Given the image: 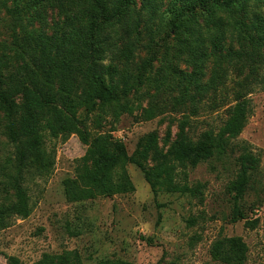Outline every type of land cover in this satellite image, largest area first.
I'll use <instances>...</instances> for the list:
<instances>
[{
  "label": "trees",
  "instance_id": "obj_1",
  "mask_svg": "<svg viewBox=\"0 0 264 264\" xmlns=\"http://www.w3.org/2000/svg\"><path fill=\"white\" fill-rule=\"evenodd\" d=\"M6 14L12 35L8 41L0 40V133L13 151L0 167V198L5 194L0 200V231L13 217L30 215L27 178L51 175L55 150L47 143L81 135V110L93 112L101 107L111 117L130 114L135 107L127 99L128 93L154 84L157 93L141 111L143 121L151 120L169 104H181L185 97L196 101V95L214 97L227 91V68L236 66L235 58L244 55L249 59V73L264 82V0H14ZM202 26L204 33H200ZM234 33L239 49L230 44L223 51L221 40L226 35L234 40ZM141 35L146 58L140 71L133 73L128 67ZM205 36L213 41L210 50ZM183 51L193 66L191 72L178 66ZM159 53L160 65L152 72ZM210 56L216 58V64L203 82ZM191 90L193 95H188ZM246 94L239 88L232 90L234 104L226 109L228 116L216 134L204 131L192 142L186 131L188 121L182 120L168 154L159 149L155 131L139 140L132 154L113 137V129L94 133L75 178L63 181L65 198L82 201L133 192L128 164L139 168L151 184L149 161L157 166L175 162L194 167L215 154H224L230 139L246 124L250 110ZM238 160L237 178L228 186L231 220L245 219L244 226L253 228L255 222L246 220L240 202L249 171L259 160L244 148ZM247 252L241 237L216 239L209 249L211 258L221 264H245ZM8 264L23 263L11 256ZM31 264L84 263L76 250H67L45 253Z\"/></svg>",
  "mask_w": 264,
  "mask_h": 264
},
{
  "label": "rangeland",
  "instance_id": "obj_2",
  "mask_svg": "<svg viewBox=\"0 0 264 264\" xmlns=\"http://www.w3.org/2000/svg\"><path fill=\"white\" fill-rule=\"evenodd\" d=\"M13 6L14 0H0V15L5 19L0 22V40L11 38L6 9ZM205 30L202 26L200 33ZM235 37L234 33V40H230L226 35L221 40V49L225 51L230 44L239 49ZM144 39L141 35L134 61L128 67L133 73L140 71L141 62L146 58ZM205 42L210 50L213 41L205 36ZM182 56L178 66L191 72L193 66L188 54L183 51ZM215 60L209 57L203 82L212 73ZM159 65L160 53L152 72ZM235 65L227 68V91L214 97L207 93L196 95V101L185 97L181 104H169L163 114L151 120L143 121L141 111L147 107L151 95L157 93L154 84L128 93L127 99L133 100L135 107L130 114L121 112L111 117L104 114L101 107L93 112L81 110L78 114L81 135L72 134L47 143L55 150L51 175L44 179L27 178L25 185L32 211L24 219L13 217L9 226L0 231V264H8L11 256L23 264H31L45 253L60 254L67 250H76L84 264L99 261L109 264H221L211 258L209 249L222 237H241L248 247L245 264H264V82L249 73L247 55L236 57ZM234 88L247 92L250 110L242 132L230 139L224 154H215L194 167L175 162L157 166L149 161L152 185L145 181L139 168L128 164L126 171L135 188L133 192L82 201L65 198L63 181L75 178L76 167L90 147V137L94 133L113 129V137L132 154L139 140L155 131L159 149L168 154L182 120L188 121L186 131L192 142L204 131L218 133L228 116L226 109L234 104ZM192 93L193 90L188 95ZM173 96L178 98V93ZM243 148L259 160L257 167L249 171L240 202L246 220L255 222L253 228L244 226L245 219L231 220L228 186L237 178L238 158ZM12 151L13 147L0 133V167L8 155L12 156ZM184 187L195 191L188 192ZM4 197L2 194L0 200Z\"/></svg>",
  "mask_w": 264,
  "mask_h": 264
}]
</instances>
